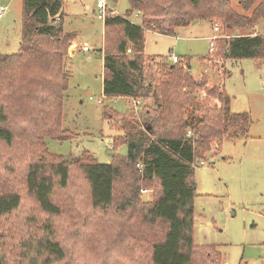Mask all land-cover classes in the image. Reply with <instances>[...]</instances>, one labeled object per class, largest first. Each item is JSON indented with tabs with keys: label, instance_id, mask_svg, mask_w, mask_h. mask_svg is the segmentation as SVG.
Masks as SVG:
<instances>
[{
	"label": "trees",
	"instance_id": "trees-1",
	"mask_svg": "<svg viewBox=\"0 0 264 264\" xmlns=\"http://www.w3.org/2000/svg\"><path fill=\"white\" fill-rule=\"evenodd\" d=\"M129 1L131 6L125 14L108 8L104 18L103 93L111 99L146 98L152 94L160 99V107L145 109L141 125L127 118L115 121L123 133L114 139V147L125 142L128 152L126 156L114 154L113 160L106 163L99 162L88 150L68 157L49 149L46 137L66 140L71 136V131L63 130V104L69 80L65 58L76 32L67 31L63 25V0H23L21 46L14 53L0 52V86L8 87L0 94V142L10 145L18 136L24 141V164L17 175L20 185L0 190V226L5 216L25 205L27 197L33 198L36 210L41 212L39 217L45 216L41 227L46 232L35 246L47 264L63 260L65 249L54 237L50 217L60 214L62 207L52 196L56 186H68L74 169L79 167L94 207L106 209L117 199L130 196L117 203L119 211L123 213L137 205L146 223L154 226L149 238L144 239L149 246L148 257L137 264H221L222 255L214 245H195L194 168L198 161L207 160L213 148L216 151L220 147L224 137H247L251 116L247 111H231V97L224 84L209 85L205 72L201 79L196 78L187 59L183 63L179 57L170 63L163 56L146 55L144 27L130 18L138 11L143 13L144 21L147 15L168 16L165 33H175L177 27L209 17L197 10L202 0H187L193 11L180 9L183 0ZM252 14L243 19L228 9L224 23L230 22L235 28L254 26L264 19V3ZM242 57H264V31L217 37L209 59L216 60L213 65L222 68L226 58ZM38 61L44 63L40 73L32 69ZM166 74L169 78L164 84L159 76ZM32 83L35 93L30 94ZM193 89L205 91L198 104L193 101L197 97ZM10 91L18 101L9 100ZM110 108L104 105V114L116 118L119 112ZM22 109L25 110L18 123L26 122L31 126L29 130L19 129L11 116ZM131 115L137 118L134 113ZM140 183H146L140 187L141 193L152 190V198L142 202L135 197L136 202L130 204V188H138L136 184ZM0 264H11L1 249Z\"/></svg>",
	"mask_w": 264,
	"mask_h": 264
},
{
	"label": "rangeland",
	"instance_id": "rangeland-1",
	"mask_svg": "<svg viewBox=\"0 0 264 264\" xmlns=\"http://www.w3.org/2000/svg\"><path fill=\"white\" fill-rule=\"evenodd\" d=\"M96 2L63 0V25L67 31L76 32L73 40L76 46L71 48L73 42L68 46L69 54L65 58L69 80L63 104V130L71 131V136L66 140L52 137L46 140L52 152L74 157L88 150L99 162L107 163L114 154L126 156L128 152L125 142L114 147V139L123 133L115 121L127 118L141 125V114L148 108L158 109L160 99L151 94L146 98L104 97L102 103L98 101L104 95L100 48L104 45L105 22L97 16ZM263 3L264 0H202L197 10L209 17L177 27L175 33H165L168 16L147 15L144 21L141 11L130 15L144 27L146 55L163 56L170 63L173 54L181 57L183 63L187 59L189 70L196 78L205 72L209 85L224 84L231 97V111H247L251 116L247 137H224L220 147L216 151L213 148L207 160L198 161L194 168L195 245H214L222 255L221 264H264V57L226 58L222 68L213 65L216 60L209 59L210 37L217 33L212 24L219 26L222 37L264 31L263 18L254 26L235 28L230 22L224 23L228 9L246 19ZM0 5L7 6L0 17V52L14 53L21 46L23 0H0ZM108 6L125 14L131 4L129 0H108ZM180 9L195 10L187 0H183ZM85 44L92 49H77ZM32 69L40 73L44 63L38 61ZM168 78L167 74L159 76L164 84ZM30 87L33 88L30 94L35 93L33 83ZM7 88L0 86V94ZM12 91L9 100L18 101ZM193 92L197 96L194 103H200L205 91L193 89ZM136 99H141L137 108ZM104 105L119 112L117 119L104 114ZM24 110L11 116L19 129L29 130L31 126L26 122L18 123ZM26 130L22 132L27 133ZM23 144L20 136L10 145L0 142V190L20 185L17 175L24 164ZM142 186L146 183L130 188V204L136 202L135 197L142 202L152 198L153 191L143 194ZM120 191L117 190L119 197ZM52 197L62 207L60 214L50 217L55 227L54 237L62 243L65 257L51 264H137L141 258L143 261L148 257L149 246L144 239L149 238L154 226L146 223L137 205H131L123 213L117 206L130 196L117 199L106 209L94 207L88 183L82 170L76 167L68 186H56ZM26 199L22 208L3 218L0 249L11 259V264H47L44 254L35 246V241L46 233L41 227L45 216L39 217L41 212L36 210L33 198Z\"/></svg>",
	"mask_w": 264,
	"mask_h": 264
},
{
	"label": "built area",
	"instance_id": "built-area-1",
	"mask_svg": "<svg viewBox=\"0 0 264 264\" xmlns=\"http://www.w3.org/2000/svg\"><path fill=\"white\" fill-rule=\"evenodd\" d=\"M96 6H97V16L101 19H104L107 13V9L109 8L110 10L115 11V9L110 8L108 6V0H97L96 2ZM7 9V6L5 5H0V17H2L5 14V11ZM57 18H59V15H57ZM214 30L218 31L219 30V26L215 25L214 26ZM221 35L219 33L213 35L212 37H210V49L213 50L215 48V39L217 37H220ZM82 48L84 50H91L90 47L88 45H83ZM179 60V56L178 55H172V61L177 62ZM105 96L103 95L102 97L98 98L99 102H103V98ZM117 97H114L113 99H116ZM141 104V99H136L135 100V107H139ZM191 133V130H188V134ZM142 191H147V189H142Z\"/></svg>",
	"mask_w": 264,
	"mask_h": 264
},
{
	"label": "crops",
	"instance_id": "crops-1",
	"mask_svg": "<svg viewBox=\"0 0 264 264\" xmlns=\"http://www.w3.org/2000/svg\"><path fill=\"white\" fill-rule=\"evenodd\" d=\"M63 10H64V6H63ZM117 11V10H116ZM211 24H212V22H211ZM213 25V27L215 26V25H217V24H212ZM215 32L216 33H218V31H216L215 30ZM74 44H73V46H71V48H73V47H75L76 46V43L75 42H73ZM85 45H87V44H85ZM90 47V46H89ZM77 49H82L83 51H88V50H84L83 48H82V46L80 47V45H79V47L77 48ZM77 49H75L74 51H76ZM90 49H92L91 47H90ZM73 51V52H74ZM100 52L103 54V47L102 48H100ZM70 53H72V52H70ZM169 58V57H168ZM171 60H172V57H171ZM103 64H104V55H103ZM104 67V66H103Z\"/></svg>",
	"mask_w": 264,
	"mask_h": 264
}]
</instances>
